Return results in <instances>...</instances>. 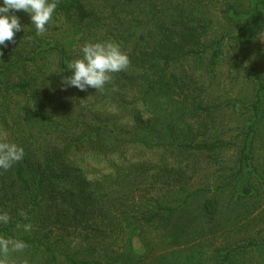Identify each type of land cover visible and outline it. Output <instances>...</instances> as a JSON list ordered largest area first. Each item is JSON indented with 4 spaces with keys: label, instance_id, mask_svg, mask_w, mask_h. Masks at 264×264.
<instances>
[{
    "label": "trees",
    "instance_id": "trees-1",
    "mask_svg": "<svg viewBox=\"0 0 264 264\" xmlns=\"http://www.w3.org/2000/svg\"><path fill=\"white\" fill-rule=\"evenodd\" d=\"M104 1L115 14L116 0ZM140 1L144 7L131 15L126 9L135 11L136 5L125 0L124 20L111 18V31L101 33L94 32L101 19L90 1L58 0L52 23L78 28L71 36L74 50L60 41L61 35H52L55 42L43 41L35 29L22 32L25 45L19 50L7 48L9 56L0 63V130L6 132L2 140L23 147L25 155L10 169H0V213L10 216L8 224H0V236L19 239L17 224H31L34 230L32 237L20 238L27 247L11 253L9 264H61V259L66 264H118L129 253L113 248L114 234L138 231L143 236L147 224L161 218L172 222L181 207L158 196L159 177L143 196L140 189L125 193L117 210L115 195L117 200L126 179H118L119 173L115 177L110 158L118 154L129 160L130 153L141 150L177 157L224 146L209 140L208 107L197 80L208 46L222 43L208 45L196 31L213 22L212 13L197 0ZM135 26L137 31L129 32ZM104 41L120 44L128 68L112 74L102 90H62L61 77L82 56L81 46ZM220 55L215 48L211 63ZM55 57L57 68L49 74L42 61ZM254 78L259 98L263 84L256 71ZM252 108L258 116L256 102ZM84 149L97 160H111L104 174L89 180L85 171L99 167L74 163ZM216 209L214 201L205 205L209 215Z\"/></svg>",
    "mask_w": 264,
    "mask_h": 264
},
{
    "label": "rangeland",
    "instance_id": "rangeland-1",
    "mask_svg": "<svg viewBox=\"0 0 264 264\" xmlns=\"http://www.w3.org/2000/svg\"><path fill=\"white\" fill-rule=\"evenodd\" d=\"M87 1L94 5L101 19V27L94 32L111 31L108 27L111 18L124 20L125 0H116L113 15L104 0ZM197 1L207 7L214 19L208 27L196 31L204 35L208 45L222 42L208 46L206 53L200 56L201 75L197 80L208 107L205 120L211 129L209 140L224 143V146L212 152L178 153L177 157L141 150L130 153L129 160L118 154L110 158L118 171L115 177L119 173L118 179H126L125 185L118 188L121 194L117 200L115 195L113 207L117 210L121 207L119 203L125 201L121 198L125 193L140 189L143 196V191L150 189L151 183L159 177L162 181L157 184L158 196L165 195L167 202L181 207L172 222L161 218L147 224L143 236H139L138 231L114 234L113 248L129 253V257L118 264H264V39H261L264 0ZM132 3L136 5L135 11L129 7L126 11L136 15L144 2L132 0ZM15 15L20 17L24 31L35 29L29 28L31 19L27 13L18 11ZM137 26L129 32H136ZM77 30L51 23L41 36L43 41L55 42L52 35H61L60 41L68 50H74L71 36ZM22 32L16 34L14 43L0 46V63L9 56L8 47L19 50L25 45ZM217 47L222 55L216 63H211ZM57 63L56 57L42 61L49 74L55 73ZM255 71L263 84L259 98ZM17 79L11 80L12 84ZM255 102L258 116L252 108ZM5 134L0 130V142L6 141L2 140ZM91 155L84 149L73 160L81 167L87 163L99 167L96 172L85 171L89 180L104 174L102 170L107 171L111 161L97 160ZM144 193L147 197L153 195ZM213 201L217 209L209 215L205 205ZM14 232L19 239L34 235L33 229L25 231L23 227ZM61 264L66 263L61 259Z\"/></svg>",
    "mask_w": 264,
    "mask_h": 264
},
{
    "label": "clouds",
    "instance_id": "clouds-1",
    "mask_svg": "<svg viewBox=\"0 0 264 264\" xmlns=\"http://www.w3.org/2000/svg\"><path fill=\"white\" fill-rule=\"evenodd\" d=\"M57 6L58 0H0V46L6 47V42L14 43L16 34L24 31L20 17L15 12L27 13L36 34L42 35L53 22ZM261 39H264V32L261 33ZM80 51L82 56L68 64L70 74L61 77L62 90L71 87L80 91L90 88L102 90L112 80V74L126 70L130 64L128 55L114 41L85 42ZM24 155V148L16 143L0 142V169H10L23 160ZM9 222L10 216L0 213V224ZM19 227L21 225L17 224V228ZM31 228V224L23 225L25 231H30ZM26 247V242L21 239L0 236V264H9L10 254L22 252Z\"/></svg>",
    "mask_w": 264,
    "mask_h": 264
}]
</instances>
